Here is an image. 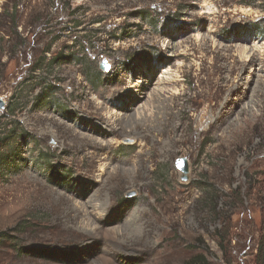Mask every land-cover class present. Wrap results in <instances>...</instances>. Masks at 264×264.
<instances>
[{
    "label": "rangeland",
    "instance_id": "1",
    "mask_svg": "<svg viewBox=\"0 0 264 264\" xmlns=\"http://www.w3.org/2000/svg\"><path fill=\"white\" fill-rule=\"evenodd\" d=\"M0 99V264H256L264 0H0Z\"/></svg>",
    "mask_w": 264,
    "mask_h": 264
},
{
    "label": "trees",
    "instance_id": "2",
    "mask_svg": "<svg viewBox=\"0 0 264 264\" xmlns=\"http://www.w3.org/2000/svg\"><path fill=\"white\" fill-rule=\"evenodd\" d=\"M72 23L73 25L71 27L74 29H77L81 26V23H77V22H72ZM187 264H209V263L206 260L205 256L201 255V256H195ZM256 264H264V236L262 237L258 245V250H257V255H256Z\"/></svg>",
    "mask_w": 264,
    "mask_h": 264
},
{
    "label": "water",
    "instance_id": "3",
    "mask_svg": "<svg viewBox=\"0 0 264 264\" xmlns=\"http://www.w3.org/2000/svg\"><path fill=\"white\" fill-rule=\"evenodd\" d=\"M101 68H102L103 71H108L109 70V67L106 64V62H103L101 64ZM3 109H4V103L0 99V111H2ZM176 168L180 172H182V175H183L182 181L186 182L188 180V171H189L187 160L186 159H178L177 162H176ZM131 195H133V194H131Z\"/></svg>",
    "mask_w": 264,
    "mask_h": 264
},
{
    "label": "bare ground",
    "instance_id": "4",
    "mask_svg": "<svg viewBox=\"0 0 264 264\" xmlns=\"http://www.w3.org/2000/svg\"><path fill=\"white\" fill-rule=\"evenodd\" d=\"M210 10V12H208V13H206V14H213L212 12H211V9H209ZM248 54L250 55V57L253 59V57L255 56V53H254V51L251 49L250 51L248 50ZM251 59V60H252ZM250 60V61H251ZM253 62V61H252ZM106 72V71H105ZM166 80V79H165ZM141 84H145L146 82H140ZM132 84V83H131ZM139 84V83H138ZM131 87V89L133 90V92L135 93V92H137V94L138 93H142V92H144V87H146V84L145 85H143L142 87H139V86H137V85H130ZM144 88V89H143ZM235 91V90H234ZM133 94V93H132ZM138 97V96H137ZM108 123H109V121H108ZM97 125V124H96ZM95 126V125H94ZM107 128H109V127H107ZM106 128V129H107ZM110 128H112V127H110ZM108 130H110V129H108ZM110 131H112V130H110ZM114 131V130H113ZM99 133V132H98Z\"/></svg>",
    "mask_w": 264,
    "mask_h": 264
}]
</instances>
